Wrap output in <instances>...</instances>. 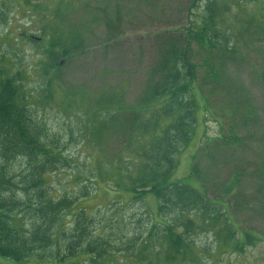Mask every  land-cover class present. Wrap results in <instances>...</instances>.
<instances>
[{"label": "rangeland", "instance_id": "374dc122", "mask_svg": "<svg viewBox=\"0 0 264 264\" xmlns=\"http://www.w3.org/2000/svg\"><path fill=\"white\" fill-rule=\"evenodd\" d=\"M192 1L0 0V76L3 72L23 85L29 94L26 104L30 116L43 127L46 142L64 160L61 169L45 176L50 196L76 199L82 187L91 189L89 197L79 199L70 213H64L63 228L70 229L73 215L82 210L95 233L102 236L96 238H106L114 246L113 251L107 247V254L115 256L100 264H264V32L260 30L264 26L254 22V26L245 25L243 32H235L236 60L219 62L213 57L218 53L190 42L197 70L194 89L200 88L203 97L197 96V124L188 146L175 156L171 182L201 190L204 206H200L201 213L178 216L179 223L173 229L195 245L185 261H163L161 254L168 249L163 235L154 245L148 241L147 251H138V243L144 240L138 233L150 223L160 222L156 199L149 195L130 203L128 193L115 187L114 165L111 173L104 169L105 164L133 154L122 146L124 135L131 132L118 127L120 121L125 123L123 118L128 120L133 114L121 117L117 128L100 131L96 145L93 136L87 137L102 96L116 97L114 104L130 107L145 100L158 49L171 36L188 29L196 31L201 24L202 12L200 17L197 10L190 14L194 12ZM230 1L234 8L221 22L227 30L246 13L255 18L264 13V0ZM105 22L112 28H106ZM52 41L68 55L60 57L63 51L56 47L53 56L61 66L47 75L45 56L50 54H45V48ZM218 68L223 69L220 80L224 84L213 88L210 69ZM154 108L158 110L157 105ZM25 164L17 159L9 169L16 177L26 171ZM91 171L100 172L103 179L94 188V183L92 187L86 184ZM236 177L233 191L223 192ZM173 217L165 216V220L170 222ZM188 219L193 224H186ZM228 226L236 234L221 250L218 240ZM134 229H138L137 250L128 258L125 254L130 247L122 249L125 236ZM244 231L257 240L235 253L233 247L242 242ZM87 263L86 256H78L62 264ZM0 264L15 263L0 256ZM21 264L51 263L29 259Z\"/></svg>", "mask_w": 264, "mask_h": 264}, {"label": "trees", "instance_id": "16d2710c", "mask_svg": "<svg viewBox=\"0 0 264 264\" xmlns=\"http://www.w3.org/2000/svg\"><path fill=\"white\" fill-rule=\"evenodd\" d=\"M28 1L23 0V3ZM192 2L194 12L191 11L190 14H195L197 10V16L200 17L203 13L201 24L196 31L188 29L183 34L171 36L158 49V60L153 65L148 79L145 100L135 107H130L114 104L116 97L102 96L96 108L99 112L96 113L94 120L91 119L93 128L87 131V137L93 136L96 145L100 131L117 128L116 123L121 117L133 114L128 120L122 119V121L126 120L125 123L120 121L118 124V127H121L120 131L131 132V135H124L122 146L125 150L131 149L133 154L117 158L114 164L109 166L105 164L104 169L111 173V167L114 165L113 170L116 175L114 177L117 180L115 187L128 193L130 203L141 201L149 195L154 197L160 222L150 223L146 230L139 233L138 229H134L125 236L127 241L122 250L127 251L130 247V251L125 254L128 258L132 251L137 250L134 249L137 245L136 233L144 239L138 243L140 253L148 250V241L154 245L158 243L160 235L164 236L168 249L161 254V258L165 263L185 261L188 251L195 247L182 234H175L173 229L179 223L178 216H190V213L196 211L201 213L200 206H204L203 194L201 190L195 191L192 187L179 182H171L176 167L175 156L188 146L192 139L190 138L192 129L197 124L196 115L199 111L197 96L203 95L200 88L197 91L194 89L197 70L193 63L194 56L191 54L190 42L209 52L218 53L219 56L213 57L219 62L225 58L236 60L238 52L235 32L237 33L238 30L243 32L245 25L254 26V22L264 26V13L259 18H255L251 12L248 14L244 11L243 13L248 14L249 17L246 18L245 14V17L234 20V25L227 30L221 22L234 8L230 0H193ZM239 4L247 8L246 4L241 2ZM188 22L190 23L189 20ZM104 25L106 28H112L111 23L110 26L106 22ZM190 25L194 27L192 23ZM255 30L264 32V27ZM56 42H49L45 48V54H50L45 56L49 68L47 75L58 71L61 66L57 64V56H53L56 47H60L59 49L63 51L60 57L64 58L68 55L67 50ZM222 70V68L210 69V83L213 88L224 84V81L220 80ZM12 77L1 72L0 256L15 264H21L29 259L62 264L68 259L86 256L87 264H100L114 255L107 254V247L113 251L114 246L106 238H96L102 236L95 233L91 219L87 218L82 210H77L73 215L70 229L63 228L64 213H70L79 199L89 197L91 189L82 187L83 191L78 192L81 197L78 196L76 199H54L50 196L46 188L45 176L48 171L55 172L61 169L64 160L46 142L47 135L43 127L30 116L26 104L29 94L24 91L23 85ZM52 80L49 79L48 83ZM201 100L202 104H205L206 99ZM154 104L158 106V110L154 108ZM202 110L206 112V109ZM17 159L26 163V171L15 177L9 169V164ZM93 172L91 171L87 176L86 184L89 182L92 187L94 183V188L97 182L103 179L100 172ZM236 180L237 177L223 188V192H232V188L237 185ZM167 212L171 213L167 214ZM170 215L174 216L172 221H166L165 216ZM202 215L204 216L205 213ZM92 224L97 228L95 220ZM186 224H193V221L188 219ZM224 232L226 234L218 240L222 243L218 247L221 250L226 248L228 244H225L236 234L231 226H228ZM131 235L133 238L130 239ZM255 238L253 234L244 231L240 239L242 242L233 247L234 252L241 253L244 246L254 245V241L257 240ZM117 250L122 251L119 248Z\"/></svg>", "mask_w": 264, "mask_h": 264}]
</instances>
